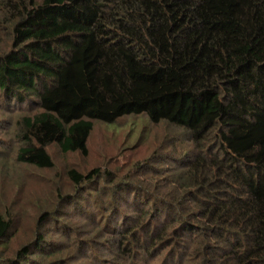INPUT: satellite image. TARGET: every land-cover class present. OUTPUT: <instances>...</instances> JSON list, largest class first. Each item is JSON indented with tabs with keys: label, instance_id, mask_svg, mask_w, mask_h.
<instances>
[{
	"label": "trees",
	"instance_id": "1",
	"mask_svg": "<svg viewBox=\"0 0 264 264\" xmlns=\"http://www.w3.org/2000/svg\"><path fill=\"white\" fill-rule=\"evenodd\" d=\"M119 119V169L84 171ZM0 129V178L53 175L0 264H264V0H0Z\"/></svg>",
	"mask_w": 264,
	"mask_h": 264
},
{
	"label": "rangeland",
	"instance_id": "2",
	"mask_svg": "<svg viewBox=\"0 0 264 264\" xmlns=\"http://www.w3.org/2000/svg\"><path fill=\"white\" fill-rule=\"evenodd\" d=\"M115 124L117 126L114 130L103 124L94 127L90 139L88 140L89 153L86 156V161L78 157L79 159H82L80 164L82 167H85L84 171L91 168L95 163H102L107 160L110 161L108 166L113 171L119 169L120 163L113 164L111 161L116 159L119 151L129 152L127 147L130 148L133 146L136 141L135 138L137 132L138 130H142V127H140L139 124L138 129L135 132L132 127L133 125L127 119H119ZM159 128L163 129L162 127ZM150 129L152 130L151 135L147 140L142 142L143 146L140 148V152L136 153L134 157H139L143 151L147 152L152 149L153 134L159 132V129L156 130L154 126H152L149 129H144V134L146 132L149 133ZM127 130H129L128 133ZM54 159L57 165L59 163V170L62 173H64V170L72 162H74L80 169L76 155H58ZM124 159L129 160L131 158H124L122 156V160ZM51 177H53V175L50 172H44L41 170L28 171L19 168L13 172H9L6 177L2 176V178H0V214L2 217H6L8 212L20 215V217L16 218L13 222L12 228H14V232L11 234L13 236L8 242L9 245L17 248L34 238L37 230L36 227H34L32 217L29 216V214L34 215L37 207L44 205L49 200L48 196H50L49 192L52 186L50 187L48 180ZM60 178L63 183V177L60 176Z\"/></svg>",
	"mask_w": 264,
	"mask_h": 264
}]
</instances>
